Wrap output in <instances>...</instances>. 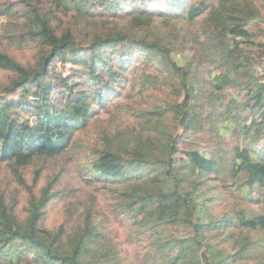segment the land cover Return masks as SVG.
Instances as JSON below:
<instances>
[{
	"label": "trees",
	"instance_id": "16d2710c",
	"mask_svg": "<svg viewBox=\"0 0 264 264\" xmlns=\"http://www.w3.org/2000/svg\"><path fill=\"white\" fill-rule=\"evenodd\" d=\"M262 19L255 0H0V264H264ZM229 114L230 139L181 146Z\"/></svg>",
	"mask_w": 264,
	"mask_h": 264
},
{
	"label": "rangeland",
	"instance_id": "374dc122",
	"mask_svg": "<svg viewBox=\"0 0 264 264\" xmlns=\"http://www.w3.org/2000/svg\"><path fill=\"white\" fill-rule=\"evenodd\" d=\"M255 2L259 6V8L262 12L263 19L261 20L260 24H261V27L263 28L262 29L263 32H261L260 30H255L254 31V38L257 40H263L264 41V0H255ZM253 27H254V25H252V28ZM182 28H184V26H182ZM190 54L191 53L189 51H187L184 56L177 55L176 58L179 60V62H183L184 59L187 58ZM59 68H60L61 72L66 76L70 72L71 65L69 63H66V64L60 65ZM245 83H246L245 80L240 81V84H245ZM160 95H162V93ZM15 96H17L16 93L8 95V97H15ZM94 112L97 114L96 116L101 118L103 120V122L107 124L108 129H112V121L115 119L114 116H117L118 114L112 116V114H110L111 113L110 110L107 108H104V109L97 108V109H95ZM112 112H113V110H112ZM29 119L32 121V123L36 122V117L34 115H30ZM99 124H100V122L97 123L96 127H90L86 131L90 135H94V131L98 127ZM213 125L219 127V133H221V135H223V137H227L228 139H230V136H231L233 129L242 127V121H241V117L239 114H235V115L229 114V115H227L225 121H219V122L217 121L214 124L206 123L204 131L198 132V133L188 134L185 136L184 141L179 140V141H181V146L184 149L189 148V147H198V148H201L202 151L207 152L208 148L206 147V135L205 134H206V131H208ZM83 139H85V136L83 137ZM235 140H236V138H235ZM81 151H82V149L79 148L80 153H81ZM182 154L183 153H181L180 155H182ZM214 203H215L214 204V206H215L214 211L216 213L221 212L224 208L221 200L218 201V199H217L214 201ZM223 244H224V242L222 243V245ZM19 255H20L19 251H16L14 253L13 260L15 262L18 261Z\"/></svg>",
	"mask_w": 264,
	"mask_h": 264
}]
</instances>
